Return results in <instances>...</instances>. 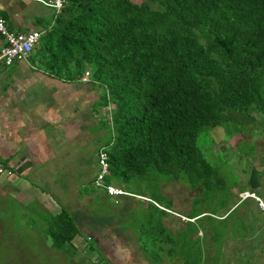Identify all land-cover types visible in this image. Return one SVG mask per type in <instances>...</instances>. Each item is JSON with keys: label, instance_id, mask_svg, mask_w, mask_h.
<instances>
[{"label": "trees", "instance_id": "16d2710c", "mask_svg": "<svg viewBox=\"0 0 264 264\" xmlns=\"http://www.w3.org/2000/svg\"><path fill=\"white\" fill-rule=\"evenodd\" d=\"M30 56L49 73L69 81L88 78L105 90L104 106L114 104L107 117L113 133L105 145V183L131 193L146 196L132 191L137 178L168 177L201 189L195 205L215 195L222 179L199 146L201 130L229 122L234 135L260 130L264 0H67ZM146 197L154 209L148 219L152 246L192 252L198 246L191 239L195 223L171 231L160 222L169 213L155 205L170 209L164 196ZM210 213L199 209L187 216ZM46 220L55 248L78 233L66 209ZM213 227L206 224L204 231Z\"/></svg>", "mask_w": 264, "mask_h": 264}, {"label": "crops", "instance_id": "0c3cea01", "mask_svg": "<svg viewBox=\"0 0 264 264\" xmlns=\"http://www.w3.org/2000/svg\"><path fill=\"white\" fill-rule=\"evenodd\" d=\"M0 16L11 31H45L42 36L56 20L49 0H0ZM3 43L0 34V47ZM103 103L105 90L100 85L93 84L88 78L69 81L49 73L39 58L30 56L26 61L0 64V165L5 169L0 174V194L10 193L24 207L41 209L44 219L66 209L86 237H78L77 233L69 244L74 256L82 257L83 264H264V210L255 198L241 197L242 192L250 191L264 201V137L254 142L256 152L252 156V169L242 173L246 185L231 201V237L221 249L216 248V243L223 234L212 228L207 232L201 230L197 224L199 219L195 217L186 215L185 221L174 219L170 215L172 211L153 202L169 213L162 216L160 222L171 231H174L172 225L183 229L186 222L195 223L197 231L191 234V239H196L198 246L190 253L182 247L179 253H174L168 244H163L156 247L162 251L160 257L152 259L148 253L150 249H145L151 247L143 246L140 240L144 231L153 234L154 227L119 229L112 220L102 223L88 219L81 211L85 206L80 201L91 199L82 193L73 203L65 206L57 203L42 184H52L58 173L72 176L89 172L90 153L85 162L80 146H85L88 139L98 138L102 132L105 134L103 118L108 117L110 111ZM108 142L98 143V147L91 149L96 154ZM96 189L114 205L137 202L134 197L111 198L103 189ZM76 191V187L71 190L72 193ZM58 192L62 193V188L59 187ZM144 200L143 207L149 206L151 200ZM72 207L73 214L70 212ZM226 213L210 218L226 219ZM89 241L95 242L96 246L88 252ZM83 256H89L90 262Z\"/></svg>", "mask_w": 264, "mask_h": 264}, {"label": "rangeland", "instance_id": "374dc122", "mask_svg": "<svg viewBox=\"0 0 264 264\" xmlns=\"http://www.w3.org/2000/svg\"><path fill=\"white\" fill-rule=\"evenodd\" d=\"M141 1V0H134ZM154 7L155 3L152 4ZM113 108L109 105L108 110ZM106 113V112H105ZM110 119V113L107 114ZM106 121V132H102L98 138H91L87 140L85 146L82 144L80 150L82 155L86 158L90 153L89 172L81 175L75 174L72 176L56 175L52 177L56 181L52 184H42L43 188L50 192V196L62 205L70 202L73 203L75 198L81 195H88L89 200L80 201L83 204L85 214L84 217L91 220H98V222L114 221L117 228H132L135 230L140 227L146 229L150 225L148 219L151 218L150 213L153 212L152 206L143 207V202L137 197L136 204L133 205H114L110 203L109 198L105 199L98 194V190L94 185V178L100 171V165L97 161V153L91 149L94 146L109 141L112 137V129L109 125V120ZM104 122V121H103ZM257 124L260 125V132L258 128L249 130L247 134L234 135V124L224 123L213 128H204L198 136V143L202 151H204L206 159L218 169L219 175L222 179L219 181V189L215 188V195L207 194L197 201L194 205L193 199L201 193L199 187L191 189L189 185L181 181H170L167 177L158 179L157 181L152 177H144L141 180L136 179L137 186L132 190L146 196H152L156 193H161L164 196L162 204L168 208L165 210L172 211L179 220L185 221L186 215L192 210H208L210 216L222 215L226 213V219H211L209 217L200 218L197 224L201 230L205 229L206 224H212L213 231L218 232L221 236L216 243V248L221 249L226 244L229 237H231V201L237 197V191L245 187L243 172H250L252 169V161L255 155L254 142L264 137V116H258ZM253 126V125H252ZM255 127V126H253ZM95 130V129H93ZM234 135V136H233ZM99 143V144H98ZM259 150L261 149L258 144ZM83 161V163H84ZM247 170V171H246ZM93 178V181H92ZM222 186V187H221ZM62 188V193L58 192V188ZM76 187V193L71 190ZM95 187V188H94ZM124 188V187H123ZM68 189L70 191H68ZM125 189V188H124ZM66 190V191H65ZM135 194V193H134ZM142 196L144 198H148ZM133 198V197H132ZM78 202V200H76ZM113 205V206H111ZM73 208V207H72ZM70 212L73 214V209ZM198 208V209H197ZM69 210V209H68ZM79 212V211H78ZM77 212V215H78ZM41 209L30 208L16 201L13 195L0 194V264H83L82 257L74 256L72 248L68 244L64 248H55L51 246L50 236L47 234V221L44 219ZM213 213V214H212ZM186 218V219H185ZM171 227V226H169ZM179 225H172L175 230ZM187 227V226H186ZM243 229V226H240ZM212 232V231H211ZM152 234L144 231L141 236V244L143 246H150L148 251L152 259H158L162 251L153 247ZM77 236L86 238L81 228ZM209 239V238H207ZM90 248L86 250L89 252L91 248H95L96 244L93 241L88 242ZM148 244V245H147ZM231 246V245H230ZM231 253V247H229ZM174 253L180 252V247L173 248ZM90 256V255H89ZM89 256H83L89 261ZM92 257V256H91ZM78 260L79 262L75 261ZM82 262V263H81ZM91 264V263H87Z\"/></svg>", "mask_w": 264, "mask_h": 264}, {"label": "built area", "instance_id": "2783aa9c", "mask_svg": "<svg viewBox=\"0 0 264 264\" xmlns=\"http://www.w3.org/2000/svg\"><path fill=\"white\" fill-rule=\"evenodd\" d=\"M67 0H49V3L54 8V20L56 16L61 12ZM53 20V23H54ZM45 31H30L27 33L14 32L7 28L5 20L0 16V34L4 38V43L0 47V64L9 65L13 61L19 60H28L30 57L31 51L38 44L39 39ZM110 120V119H109ZM97 161L100 165V171L97 176L94 178V185L97 188L103 189L104 192L111 198H118L120 196L128 197H137L142 199L144 198L140 195L131 193L125 190L122 186L116 185L115 183L107 184L105 183V176L108 172V161L106 146H102L97 151ZM5 169L0 165V174L4 173ZM241 197L255 198L258 202V206L264 210V201L254 192L245 191L241 193ZM186 219V218H185Z\"/></svg>", "mask_w": 264, "mask_h": 264}]
</instances>
